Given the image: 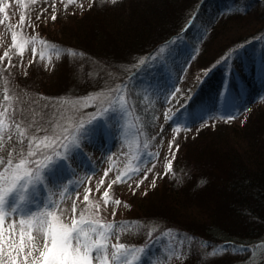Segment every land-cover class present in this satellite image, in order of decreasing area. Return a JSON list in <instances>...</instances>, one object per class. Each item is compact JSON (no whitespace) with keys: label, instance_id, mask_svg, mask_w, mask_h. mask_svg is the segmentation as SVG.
Returning a JSON list of instances; mask_svg holds the SVG:
<instances>
[{"label":"rangeland","instance_id":"1","mask_svg":"<svg viewBox=\"0 0 264 264\" xmlns=\"http://www.w3.org/2000/svg\"><path fill=\"white\" fill-rule=\"evenodd\" d=\"M25 1L0 0V71L4 78L13 79L18 70L30 68L29 79L22 81L26 89L38 90L42 86L53 93L61 94L62 91L69 90L66 93L69 95L79 90L77 96L81 102L85 99L88 102L90 96L103 101L119 83L126 80V84L121 95L124 97L112 98L106 113H99L95 115L99 119H92L81 125V137L76 139L72 153L65 159H52L44 167L43 162L34 168H28L25 157L28 156V151H25V155L12 152L0 130V194L11 192L5 199L3 209L8 217L12 214L18 218H27L39 212L47 214L53 206L50 202L57 203L58 207L52 211L50 219L58 217L60 223L68 227L72 226L74 218L77 221L81 218L92 220L103 225L104 233L110 236L107 240V264H120L113 255V246L123 245L125 248L126 241L129 244L136 243L130 236H122L130 228L129 222L132 221L129 218L135 213V210H127L126 202L123 203L122 198H133L141 202L143 195L151 196L146 201L148 203L142 204L151 207L158 205L157 201L164 198V190L162 185L155 188L153 179L158 171L168 170L167 165L169 161L172 164V157L180 144L183 146L177 161L181 169L187 166L184 169L192 172L196 178L211 172V169L212 173L209 174L213 176L218 169L226 174L225 161L216 152L226 155L231 146L246 147L245 134L255 135L262 129V40L256 38L253 43L244 44L237 56L222 62V69L214 71L210 76L205 68L211 61V56H216L213 51L229 35L231 37L228 39L236 36L237 32L246 33L244 26L247 24L250 27L256 23H264L261 21L264 18V4L261 0H203L197 15L191 19L192 24L188 28L182 26L177 36L167 42V45L159 44L146 60L145 67L136 75L135 83L131 84L125 78L129 73L125 69L126 64L141 57L143 52L137 53V50L145 49L149 45V35L154 33L159 36L167 29L172 30L177 21H183L189 11H192L188 9L187 12L184 9L185 4H189V1L192 3L193 0H123L120 3H114L113 0H74L72 4L68 0H33L39 5L44 4L37 6L38 10L26 7ZM29 1L33 3L32 0ZM198 1L200 0H194L195 3ZM174 7L183 12L177 14L179 11H176L175 14ZM233 9L237 13H248V16L242 22H232L231 25L222 27L221 36L217 35L210 40V33L204 46L202 40L206 36L202 37L208 25L210 27L221 12ZM155 11L158 13L152 18ZM15 14V18L24 19L22 25L19 23L18 26L11 20ZM53 15L56 16L55 20L52 19ZM155 21L159 23H152ZM38 36L57 41L61 39L67 44L75 38L81 39L91 47L88 58H64L63 62L60 58L54 62L53 67L43 59L42 63L48 68L45 71L34 56V52H38ZM128 38L133 41L132 44H127ZM118 40L120 45L116 42ZM202 46L205 52H201L200 57L194 61L193 54H198ZM98 50L102 54L117 58L120 63L113 66L103 56L93 58L92 52ZM5 53H8L7 57ZM79 70L82 75L80 77L76 75ZM53 72L55 75L52 78L45 79ZM72 83L74 84L70 89ZM127 83L132 88L130 93L126 89ZM174 89L177 91L173 92ZM6 96L13 97L9 88L1 82L0 76V109L3 102L7 101ZM129 96L133 97L132 100ZM72 106L71 109H76L75 115L79 116V120H84L86 107L78 105L77 108L75 102ZM253 109V117L246 123L249 124L248 129L243 131L247 114ZM228 116L235 118H224ZM139 128L149 132L144 140L139 138ZM177 128L180 129L179 132L176 131ZM134 140L140 145L145 143L143 146H146V151L140 147L139 153L143 156L140 167L136 166L138 157H129L133 151ZM210 150L214 152L212 155ZM125 153L129 157L130 166L129 171L123 174L119 172L120 165L115 162L118 155L124 156ZM59 156L63 157L64 154ZM248 157L250 154L243 155L244 159ZM117 177H122L123 182L117 180ZM29 179L31 183L26 185L24 182ZM105 192L108 193L107 197ZM85 195L88 196L87 201ZM115 201L120 203L116 204ZM183 204L185 206L186 202ZM186 215L188 222L199 221L187 213ZM26 223L35 221L26 220ZM0 227L3 229L0 239H4L14 229L15 235L9 238H14L18 247L19 219L13 226L12 219L6 218ZM54 227V224L50 225L49 231ZM29 236L32 237L31 245L35 251L28 257V264H33L34 259L36 264H43L42 253H51V243L49 239L48 248L45 249V233L35 229L25 230L23 242L26 246L18 257L17 264H24V257L31 250L27 246ZM166 239L163 238L160 245L144 252L133 247L135 251L127 256L128 264H181L180 256L175 257L176 253H171L172 248L163 246ZM124 252L121 251V257H124ZM258 254L259 252L252 250L251 255L250 251L247 254L248 259L242 264H264V258H260ZM196 255L198 253L194 252L192 261L197 260ZM95 257L96 253L92 251L91 264H100ZM208 258L212 259L210 256ZM228 259L230 257L225 255V260ZM222 260L224 259H217L216 264ZM210 261H206L207 264L213 262Z\"/></svg>","mask_w":264,"mask_h":264},{"label":"trees","instance_id":"2","mask_svg":"<svg viewBox=\"0 0 264 264\" xmlns=\"http://www.w3.org/2000/svg\"><path fill=\"white\" fill-rule=\"evenodd\" d=\"M122 1L115 0L114 3ZM180 1L183 2L185 0ZM202 1L200 0L195 3L196 1L194 2L193 0L192 3L189 1V4H185L184 9L187 12L188 9L192 11H189L188 16L183 21H177L172 30L167 29L161 32L159 36L154 35V33L149 35L150 38L147 39L149 45L145 49L137 50V53L143 52L141 57H137L131 64H126L125 66L127 67L125 69L129 72L125 78H128L129 83H135L136 75L145 67L146 60L156 51L157 46L159 44L162 45V43L167 45V42L176 37L178 31L188 25L191 19L197 15ZM261 1L264 4V0ZM25 2L26 7L33 10H38L37 6L44 5H39L34 1L32 3L29 0ZM177 9L176 7L173 8L175 14L176 11H179ZM182 12L179 11L177 14H181ZM157 13V11L153 12L152 18H155ZM16 16L17 14L11 17V20L19 26L21 20L15 18ZM246 16H248V13H237L234 9L222 12L216 18V21L211 23V29L209 27L210 31L209 29L207 30L206 37L204 36L205 38L202 40L204 46L209 40L210 36L208 35L210 33L212 34H210V40L217 35L221 36L220 29L222 27H226L228 24L231 25L232 22H242ZM261 21L264 22V18ZM152 23L156 24L159 22L155 21ZM244 30H246V33L241 34L237 32V35L230 39H228L231 37L229 35L226 40L224 39L225 42L213 51L215 52L214 55L218 57L211 56V61L208 62L209 64L205 68L208 74H212V71L221 66L222 62L240 53L244 44L253 43L256 38H259L264 43V23L260 25L256 23L250 27L247 24L244 26ZM37 40H39V45L35 57L38 60L37 62L43 65L45 71H48V68L42 63L43 59L47 60L48 65L51 64L53 67L54 62L60 58L62 62L65 60L64 58H88V52L91 48L88 44L77 38L68 41L69 44L61 39L57 41L49 37L42 38L38 36ZM116 42L120 45V40ZM126 42L127 44L133 43L129 38ZM16 44L18 45L17 39ZM121 44H123V41H121ZM204 46L193 57L194 61L200 57L201 52L204 51ZM98 51L92 52L93 58H101L103 56L113 66L120 63L117 58L102 54L101 50ZM29 69L18 70V74L13 79L10 77L4 78V74L0 71L1 82L9 88V93L13 95L12 98L9 96L7 101L3 102L0 109V130L6 138L7 147L11 148L12 152L17 151L23 155H25V151L33 153V155L28 154V156H25L27 167L31 169L43 162L44 167L48 164V161L54 158H67L75 147L76 139L81 137L79 132L81 125L89 123L99 113H106L105 110L111 104L112 98L124 97L121 95L126 80L119 83L115 89H111L109 95L103 101L90 96L89 101L86 102L85 99L83 103L78 100L77 93H80L79 90L69 95L66 94L69 90L62 91L61 94L53 93L42 86L38 90L26 89L22 81L29 79L28 75L31 72ZM54 75L55 72L45 79H50ZM76 75H79L78 77L82 76L80 70L76 71ZM129 83H127L126 89L130 93L132 88ZM40 84L46 85L44 83ZM73 84H70V89L73 87ZM129 98L132 100L133 97L129 96ZM74 102L77 108L78 105L86 107L84 120H79V116L75 115L76 109H71ZM254 110L247 114L248 118L242 126L243 131L248 129L249 124L246 123L252 119L253 116L251 114ZM262 126V129L260 128L261 130L255 135L251 133L245 134L246 147H242L241 145L237 147L231 146V148H228L230 152L226 151V155L222 152H216V155L225 161L224 171L226 174H223L218 169L213 176L209 174L212 173L211 169L209 170L211 172L202 174V176L196 178L192 172L184 169L188 168L187 166L181 169L177 161L180 149L183 146V144H180L176 150V154L172 157L171 170L158 171L154 178L157 180L153 179V186L156 188L162 185L164 190V198L162 201H157L158 205L151 207L142 204L148 203L146 201L151 196L146 197L143 195L142 200L140 199L141 202L133 198L128 200L127 198L120 197L123 199V203L126 202L127 210H132V212L135 210L134 215H132V212L130 213L132 215V218H129L132 221V223L129 222L130 228H127V231L125 230L122 236L128 235L132 241L138 244H129L126 241L125 250H132L134 247L144 252L149 248L160 245L162 239L166 237L167 239L163 246L172 248L171 253H176L175 257L180 256L179 259H182L181 264H207L206 261L209 262V260H211L210 262H214L209 264H216L217 259H224L219 264H242L248 259L247 254L250 251L252 255V250L259 252L258 256L263 259L264 124ZM138 131L141 140L149 136L147 130L139 128ZM45 137L49 138L47 143L44 142ZM53 137L60 139L61 143H56L52 139ZM134 142L132 144L133 151L129 157L134 159L138 157L136 166L140 167V162L143 160V156L139 153L140 147H143L146 151V146H143L145 143L140 145L136 140ZM58 153L59 155L64 154V156L60 157L57 155ZM212 153L214 152L210 150L211 155ZM246 153L250 154L248 159L243 158V155ZM129 157H126V153L124 156L118 155L115 163L120 165L121 169L119 172L125 174V172L129 171ZM188 166L191 165L189 164ZM185 202L184 206L183 203ZM186 213L194 219L197 218L199 221H194L196 223L193 221L188 222ZM224 245H227V251L221 250L225 247ZM194 252L198 253L196 255L197 260L192 261L191 256ZM207 253L212 259L208 258ZM131 254L132 251L127 252V256ZM225 255H228L230 259L225 260ZM123 256H125V252Z\"/></svg>","mask_w":264,"mask_h":264},{"label":"snow or ice","instance_id":"3","mask_svg":"<svg viewBox=\"0 0 264 264\" xmlns=\"http://www.w3.org/2000/svg\"><path fill=\"white\" fill-rule=\"evenodd\" d=\"M115 2V0H113ZM69 4L74 3V0H68ZM82 7V5H81ZM52 19L55 20L56 16L53 15ZM24 23V19L21 18V25ZM22 55V53H21ZM36 53L34 52V56ZM8 56V53H5V57ZM227 59V57H225ZM11 66V63L9 64ZM177 91L174 89L173 92ZM6 99L8 97L6 96ZM99 116H94L92 119L96 120L99 119ZM225 119H234V116L224 117ZM179 128L176 129L179 132ZM55 140L56 143H61L60 139L55 137L52 138ZM49 140L48 137L44 138V142L47 143ZM171 147V145H170ZM29 155H33V153H29ZM39 163V162H37ZM9 165L11 166V161H9ZM168 170H171V162L169 161ZM95 173H93L94 175ZM39 179V175L37 176ZM117 180L123 182L122 177H117ZM26 185L31 183V180H26L24 182ZM20 185V184H19ZM90 192L91 189H88ZM11 192H6L0 194V225L3 224L6 218H11L13 226L16 223V220L19 219L20 223V243L17 247V242L14 238H9L14 236V229L6 236L4 239H0V264H17L18 257L21 253H23L25 244L24 240V233L25 230L31 231L35 229L38 232L45 233V249L48 248L49 239L51 243V253H42L43 257V264H91L90 253L95 251L96 253V260L100 262V264H107V240L110 239V236L105 234L103 229L104 226L96 223L92 220L85 221L81 218L77 221L75 218L73 219V224L71 227L63 225L60 223L59 218H51L52 211L58 207L57 203L50 202L53 206L51 210H48L47 214L42 212L36 213L30 217L23 218V217H15L11 214L10 217L6 216V213L3 209V204L5 202L6 197ZM104 195L107 197L108 193L105 192ZM88 196L85 195V201H87ZM107 203V201H106ZM116 204H119V201H115ZM87 211V209H85ZM73 212H75V205H73ZM84 213H81L83 217ZM26 220H34L35 223H26ZM55 225L53 230L49 231L50 225ZM111 227V226H109ZM3 229L0 227V232ZM29 244L27 245L30 247L29 253L24 257V264H28V257L32 255V251H35V248L31 245L32 237L29 236ZM5 242L7 243V251H5ZM73 242H75V247H73ZM114 252L113 255L117 261H120V264H128L127 260V252L135 250H125L123 245L120 246H113ZM81 249H83V254H81ZM222 251H227V245L221 249ZM121 251H125V256L121 257ZM33 264H36L35 259Z\"/></svg>","mask_w":264,"mask_h":264}]
</instances>
